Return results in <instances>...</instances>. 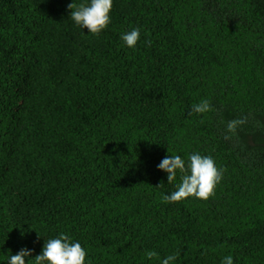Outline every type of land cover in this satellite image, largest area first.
I'll list each match as a JSON object with an SVG mask.
<instances>
[{"label": "trees", "instance_id": "1", "mask_svg": "<svg viewBox=\"0 0 264 264\" xmlns=\"http://www.w3.org/2000/svg\"><path fill=\"white\" fill-rule=\"evenodd\" d=\"M72 2L0 0V264L60 232L92 264H264V0H114L98 35ZM193 152L214 195L163 203L157 165Z\"/></svg>", "mask_w": 264, "mask_h": 264}, {"label": "clouds", "instance_id": "2", "mask_svg": "<svg viewBox=\"0 0 264 264\" xmlns=\"http://www.w3.org/2000/svg\"><path fill=\"white\" fill-rule=\"evenodd\" d=\"M114 0H83L76 3L73 0L68 4L70 18L75 25L88 30V34L98 35L111 23L110 13L113 10ZM141 38V29L132 28L123 32L120 39L128 48L134 49ZM146 43H149L146 41ZM192 111L204 114L212 111L211 102L202 99L194 104ZM247 118L235 119L227 122L229 133H235L237 128L244 125ZM158 170L167 174V184H174L175 191L164 194L161 197L163 203H177L189 197L208 200L214 195L217 185L222 181L224 170L218 168L214 158L210 155H201L193 152L186 157L179 154L166 155L157 165ZM39 236V235H38ZM34 249L21 248L15 255L7 257L6 264H92L88 257V251L80 241L71 235L60 232L57 236L47 239L43 249L34 259ZM179 254L167 255L161 259L155 251L145 253V259L159 261V264H176ZM220 264H234L231 254L224 256Z\"/></svg>", "mask_w": 264, "mask_h": 264}]
</instances>
